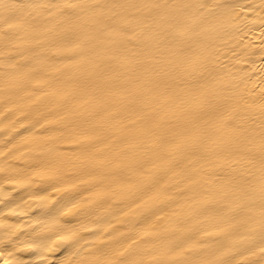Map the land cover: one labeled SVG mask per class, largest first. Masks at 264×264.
<instances>
[{"label":"bare ground","instance_id":"bare-ground-1","mask_svg":"<svg viewBox=\"0 0 264 264\" xmlns=\"http://www.w3.org/2000/svg\"><path fill=\"white\" fill-rule=\"evenodd\" d=\"M5 261L264 264V0H0Z\"/></svg>","mask_w":264,"mask_h":264},{"label":"snow or ice","instance_id":"snow-or-ice-1","mask_svg":"<svg viewBox=\"0 0 264 264\" xmlns=\"http://www.w3.org/2000/svg\"><path fill=\"white\" fill-rule=\"evenodd\" d=\"M59 239L64 240V239H66V237L61 236V237H59ZM5 264H8V262L5 261Z\"/></svg>","mask_w":264,"mask_h":264}]
</instances>
